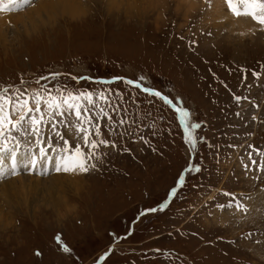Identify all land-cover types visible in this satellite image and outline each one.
Returning a JSON list of instances; mask_svg holds the SVG:
<instances>
[{
    "label": "rangeland",
    "instance_id": "374dc122",
    "mask_svg": "<svg viewBox=\"0 0 264 264\" xmlns=\"http://www.w3.org/2000/svg\"><path fill=\"white\" fill-rule=\"evenodd\" d=\"M179 1L165 0L159 8L153 0L143 5V11L125 8L122 12H108L97 3L85 18L57 19L52 29L42 26L31 36L15 34L21 24L10 26L6 36L10 46L0 43V87L14 86L27 90V95L53 85H67L69 91L119 88L123 98L110 96L111 105L119 111L100 100L96 103L114 121L126 123L116 124L113 130L99 121L103 136L96 139L117 145L100 147L99 170L71 177L55 172L43 177L27 174L43 181L54 175L64 180L59 182L63 183L59 195L63 203H55H59L55 209L17 205L15 200L25 193L6 190V197L0 199V264H264V235H260L264 232V172L252 171L246 177L240 161L249 144L264 150V31H248L243 37L235 24L217 22L214 28L211 8L204 0L198 4L184 0L194 4L187 9H180ZM54 72L63 75L37 83ZM253 72H260V78L255 79ZM74 75L94 79L77 82L71 79ZM116 76H144L147 86L175 97L178 107L191 112L192 122L202 125L196 130L204 137L197 149L190 151L185 144L174 109L139 89L98 83ZM233 94L248 99L237 105ZM57 130L80 146L78 126L65 120ZM18 139L27 143L24 137ZM49 143L67 147L58 137ZM253 158L259 159L255 154ZM189 164L201 171L189 175L185 172ZM182 173L186 184L179 188L176 182ZM257 175L258 180L252 178ZM16 177L0 181V188ZM174 186L179 194L170 207L136 219L144 209L159 207ZM221 190L251 195L246 201L251 211L235 216L218 213L215 204L225 199L218 194ZM129 227L133 234L114 243L112 234L123 236ZM249 232L255 235L242 239ZM57 235L70 247V254L60 250ZM109 247L115 251L100 260Z\"/></svg>",
    "mask_w": 264,
    "mask_h": 264
},
{
    "label": "snow or ice",
    "instance_id": "6c2138e0",
    "mask_svg": "<svg viewBox=\"0 0 264 264\" xmlns=\"http://www.w3.org/2000/svg\"><path fill=\"white\" fill-rule=\"evenodd\" d=\"M32 3L33 0H0V13L22 11L25 7L31 6ZM204 3L211 8L212 0H204ZM223 3L232 17L236 19L248 18L258 27V30L264 31V0H223ZM208 34L211 35V32ZM245 34L244 32L240 33V35ZM62 75V73L54 72L51 77H40L37 83L39 84L40 80H55ZM252 76L255 79H259L261 73L253 72ZM243 78L246 80L247 76L245 75ZM71 79L80 82L92 81L94 78L86 75H74L71 76ZM145 80L144 76H139L135 79L116 76L112 80H100L98 83L109 86L121 83L134 89H139L149 97H154L174 109L183 128L184 142L189 146L190 151H195L199 142L204 139V137L196 134V130L202 129L201 123L192 122L191 112L186 107H178L176 98H170V93L165 94L160 90L147 86ZM26 93L27 90H21L14 86L0 87V181L20 175L22 170L30 174H39L42 177L49 172L65 175H87L91 171L99 170L98 162L103 159L102 155L97 154L100 147H117L115 142L109 139H96V137L103 136L99 121L104 120L106 125L113 126V130L116 124L123 125L126 121L124 119L118 122L114 121L109 111L102 105H98L96 101L100 100L103 104L110 105L114 112L119 111L118 106L111 105L110 96L116 95L123 98L122 90L109 88L108 90L100 89L96 92L79 89L69 91L67 85L63 88H56L53 85V88H44L43 91L37 90L31 95ZM232 98L237 105L242 100L248 99V97H241L235 94H233ZM255 106L259 107L258 105ZM235 115L240 117L241 113L236 112ZM251 119L255 121L257 117L253 115ZM65 120L78 126L80 146L74 141L65 140L64 135L57 130V126ZM18 136L24 137L27 143H22ZM53 137H58L64 141L67 147H53V144L49 143V140ZM33 140L35 146H33ZM141 140H143V137H141ZM143 142L148 143L147 140H143ZM211 147H215V145H211ZM229 147L236 149L240 146L229 145ZM247 148L248 150L244 156L240 157L241 167L245 176L247 177L252 171L257 173L264 172V150H260L250 144ZM254 154L259 159L253 158ZM200 171V167H193L191 164L185 169V172L189 175ZM252 178L258 180L259 176ZM176 184L179 188L185 186L186 176L184 173L179 176ZM194 187L196 186L194 185ZM261 190L264 191V188ZM178 194V187H172L167 198L159 207L144 209L138 213L136 219L139 220L145 215L165 211L170 207V201L177 198ZM218 194L225 197L223 202L215 204L218 213L235 216L236 213L247 215L251 211L246 203L247 200L253 198L251 195L241 196L236 192L227 190H221ZM212 215L215 216L216 213H212ZM132 234L133 230L131 227L123 236L113 233V242H121ZM253 235H255L254 232H249L242 239H250ZM260 235H264V232H260ZM55 240L63 253H71L70 247L61 240L59 235L56 236ZM254 242L257 244L261 243L259 240ZM113 251L115 249L109 247L104 256L100 257V260H105ZM160 251L157 249V252ZM163 254L172 256L171 252ZM35 255L40 257L42 254L37 251Z\"/></svg>",
    "mask_w": 264,
    "mask_h": 264
},
{
    "label": "bare ground",
    "instance_id": "6f19581e",
    "mask_svg": "<svg viewBox=\"0 0 264 264\" xmlns=\"http://www.w3.org/2000/svg\"><path fill=\"white\" fill-rule=\"evenodd\" d=\"M149 1H153V0H119V1L118 0H38L34 4L32 3V5L29 6L30 7L29 9L28 8L23 9L22 11L19 12V14L17 13V14L9 15L6 14L7 13L6 11L0 13V43L2 46H6L9 45V43H11L9 42V39L6 37L11 25L13 28L17 27L19 24L22 25L21 27L16 29L17 31L15 34L18 35V37L21 35L23 36L24 34L26 36H31L30 32L35 34L36 31H39L42 26L52 29L54 26H56L55 20L57 21V19L64 21L67 20L74 21L75 19L85 18L91 12H93L94 8L92 5H94V7H97L96 6L97 3L98 6L104 4L108 12L109 11L122 12V10L125 8L128 10L143 11L145 9L143 5L147 4V6H149V3H147ZM155 1L159 3L158 5L159 8H163V6L166 4L165 0H154V2ZM180 1H182L183 3L180 4ZM180 1L178 4V7H180V9L181 8L187 9L188 8L187 6L192 8L194 5L193 2L198 4L197 3L198 0H191L193 1L192 3L184 2V0H180ZM139 2L140 4H142L143 2L142 8L138 6ZM212 2L213 5L211 6L209 13V15L211 16L209 17L212 16L214 17V25H213L214 28H218L217 22H223V23L227 22L229 25L235 24L236 29L239 30L240 33L241 32L247 33L248 31L251 32L253 30L258 29V27L255 26L254 23L248 18L236 19L232 17V15L227 14L228 11L226 10L227 11L226 13L223 4L220 0H213ZM153 8L154 6L150 7L149 11L153 10ZM192 10L193 9H191V12ZM215 17H220V19H216ZM244 36L245 35H243V37ZM28 173L29 172L22 170L21 174H25L26 176L20 177L21 175L20 174L15 179L9 178L7 179V181L1 183L2 187L0 188V193L2 194L3 192V194L2 197L0 196V199L6 197L7 194L6 190H8V192L9 190L10 191L12 190V191H19L25 193L24 195L22 194L23 198L18 197L19 201L15 200V202H18L17 205L19 204V205L30 206V204H32L36 206L38 204L39 205L42 204L44 206H54L55 209V206H57L59 203H63V200L59 202L61 200V197L59 195L63 187V183L62 185H60L59 182L64 180L60 177H57L58 174L56 176L54 175L51 176L50 178L44 179L43 181L42 180L43 178L33 179L31 175H27ZM69 175L71 177V174ZM28 181H33V182H28ZM75 185H77L78 187L80 186L76 183ZM7 196L9 197V195ZM1 201L6 202L7 200H1ZM57 202L59 203L56 205L55 203ZM0 220H2V218ZM2 226L5 227L6 224L1 223V227Z\"/></svg>",
    "mask_w": 264,
    "mask_h": 264
}]
</instances>
